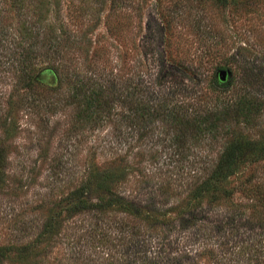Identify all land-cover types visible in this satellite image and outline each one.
<instances>
[{"label":"rangeland","instance_id":"1","mask_svg":"<svg viewBox=\"0 0 264 264\" xmlns=\"http://www.w3.org/2000/svg\"><path fill=\"white\" fill-rule=\"evenodd\" d=\"M2 8L12 14L6 22L14 36L24 15L27 26L35 27L33 4L2 0ZM49 16L79 32V42L63 53L70 70L85 72L92 62L98 71L99 62L124 78L137 75L155 86L160 65L171 57L173 66L161 72L168 73L164 88L184 84L201 104L230 106L229 119L214 131L195 129L193 121L179 129L159 121L133 124L132 131L126 121L116 130L114 121L90 129L77 118L75 106H66L65 97L64 107L57 104L62 110L29 112L19 105L17 77L5 74L9 56L0 47V147L6 142L10 149L8 184L0 186V245L24 244L45 233L44 223L67 204L61 201L82 180L90 161L106 166L126 156L133 180L122 193L138 202L155 197L171 218L178 213L176 221L154 229L151 222L117 209L76 214L62 221L51 243L39 246L41 263L264 264V159L245 168V177L253 175L251 192L240 189L218 203L205 198L191 208L194 220L184 219L195 184L228 141L239 133L264 138V104L261 114L249 120L237 116L234 107L251 93L264 102V0H50ZM224 68L231 75L222 81ZM41 77L46 85L55 79L48 71ZM138 228L140 243H133L129 231ZM13 264L36 262L16 258Z\"/></svg>","mask_w":264,"mask_h":264},{"label":"trees","instance_id":"2","mask_svg":"<svg viewBox=\"0 0 264 264\" xmlns=\"http://www.w3.org/2000/svg\"><path fill=\"white\" fill-rule=\"evenodd\" d=\"M16 1L22 7L27 3L33 4L38 10L35 27L27 26L28 16L24 15L22 22L19 20L18 27L15 28L17 32L15 36V32L8 28L9 23L6 22L12 14L5 13L4 8L0 10V47L6 49L9 56V60L5 61L4 70L6 75L11 73L15 78L17 77L18 102L21 109L29 112L42 107L48 109L54 106L55 109V106L59 107L57 104H63L62 97H65L66 106H75L77 118L90 129L112 121L116 124L115 130L117 125H121L124 121L127 123V129L131 126V131L133 124L140 127L141 123L147 122L148 126H151L158 121L179 129L193 121L195 129L201 130L202 126H208L209 131H214L221 123L228 121L230 106L201 104L199 96L181 83L169 84L164 88L168 73L161 72L169 63L173 66L171 62L174 61L171 57H167L169 61H163L160 65L155 86L153 82L145 81L137 75L124 78L120 72H115L106 64L97 61L100 66L98 71L93 68L96 65L92 62L86 63V73L75 68L70 70V66L64 63L63 53L67 51L68 45L71 47L79 42V32L68 30L62 20H50V0ZM3 2L5 3L6 0ZM43 71L54 75L52 84H45L41 77ZM46 92L49 94L47 95ZM50 94L58 98L47 102L45 99L52 98ZM10 95L12 96V92ZM263 104L264 102L258 100V94L251 93L249 97L243 95L234 107L235 111L238 110L237 116L249 120L261 114ZM62 106L64 107V104ZM124 107L130 112L133 111L134 117L125 115ZM59 109L62 110L61 107ZM117 114L122 115L119 121L115 119ZM139 133L143 135V132ZM9 150V144L6 142L0 147V186L8 184L6 172ZM263 159L264 138L246 137L240 133L233 137L219 157L214 160L212 169L206 177L195 184L185 205L186 211L196 208V205L205 198L210 203H218L240 189L247 193L251 192L253 175L245 177V168ZM129 163L126 156L114 157L106 161V166L90 161L79 184L64 200H60L67 201V204L61 205L59 212L54 213L44 223L43 229L46 232L40 233L33 241L24 244L0 245V264H13L16 258L44 264L41 263L44 261L39 246L46 243L43 246L45 247L51 243L53 238L61 233L62 221L80 213H104L117 209L134 219L151 222L150 226L154 229L164 228L166 220L174 223L178 213L171 218L170 210L161 211L155 197L138 202L122 193V190L133 180ZM235 177L237 183L231 185ZM171 208H180V205ZM193 210L195 209L184 215V219L189 223L195 218ZM63 213L67 216H61ZM138 229L139 231L136 229L129 231L133 243H140L138 235L141 229Z\"/></svg>","mask_w":264,"mask_h":264},{"label":"water","instance_id":"3","mask_svg":"<svg viewBox=\"0 0 264 264\" xmlns=\"http://www.w3.org/2000/svg\"><path fill=\"white\" fill-rule=\"evenodd\" d=\"M231 73L229 70H221L219 73V79L220 80H227L228 77H230Z\"/></svg>","mask_w":264,"mask_h":264}]
</instances>
